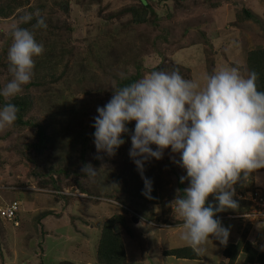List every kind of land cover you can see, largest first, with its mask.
<instances>
[{
    "label": "rangeland",
    "instance_id": "1",
    "mask_svg": "<svg viewBox=\"0 0 264 264\" xmlns=\"http://www.w3.org/2000/svg\"><path fill=\"white\" fill-rule=\"evenodd\" d=\"M53 1H58L59 6H55ZM61 1L65 2V0ZM61 1L30 0L29 5L35 6L41 2L46 6L41 12L43 16H48L54 21L65 20L71 25L73 33L70 36L66 35L65 40L67 42L70 37L72 44L68 43V48L75 47L74 50L71 49L72 61L79 63L82 60H79V57L88 56L86 47L89 46L93 50L94 41L103 45L107 39L112 41L113 37L119 39L124 33L133 32L130 29H126L124 33L117 32V20L123 22L126 18L109 20L110 17H106L122 10V7L132 3V0H67V5ZM148 1L152 4L154 15L157 16V23L150 29L139 28L141 34L147 37V42H142L139 46L143 55L144 69L156 68L164 62L167 71L178 68L185 79H195L205 72L212 73L220 67L229 66L238 68L246 77L247 53L254 46H264V0H233V3L222 1V4L215 8L207 6L202 0L182 1L177 8L171 0ZM244 5L253 12L254 19L239 23L236 21L235 13ZM26 9L25 7L21 11ZM62 13L66 17L54 18L63 16ZM17 21L15 16L8 19L0 18V50L7 43L10 30ZM89 30H95L93 34L95 36H87ZM107 33L110 36H107ZM170 41L173 44H170ZM72 66L73 62H71ZM76 70V67L71 68L67 75L58 82L52 83V92L68 107L89 106L87 115L83 118V124L89 131L97 115V107H103L111 99L103 91H98V87L108 91L114 80L101 74L98 69L91 70L95 74L94 78H91L88 72L80 73ZM143 74H147L145 70ZM56 75L58 76V73ZM103 83H106V86H103ZM35 95L37 98L32 114L40 117L47 131L50 132L56 124L46 116L48 106L39 98H49V96L40 88ZM8 129L9 127L0 131V206L4 203L13 204L15 201L20 203L17 221L20 222L19 228L22 231L18 232L8 222H5V225L0 223L2 238L0 264H61L63 262L97 264L96 244L99 232L104 221L114 214H123L129 220L128 225L132 230L133 238H128L120 227L114 228L115 232L122 236L126 264H227V259L222 255L223 249L245 235L255 248L264 250V226L254 221L255 218L251 216L243 220L235 218L227 222L220 221L223 227L229 229L227 242L222 244L218 239L209 237V240L201 245L204 251L195 250L200 256L197 261L180 260L163 255L165 250L189 246L180 239L182 219L177 214L175 216L172 214L175 212L172 201L177 195H182L183 190L189 186V181L179 183L180 178L186 176V170L180 167V154L175 159L173 155H169L170 148L167 155L163 154L160 160H149L156 172L153 176L161 175L163 181L158 187L157 204L151 212H145L142 217L135 212L140 207L138 200H135L136 191L130 189L134 188L132 180L129 184L131 187L128 186V192H132L130 198L120 196L117 191L111 192L112 188L108 185L93 182L97 178L104 180L108 174L113 176V184L117 185L115 187L117 189L127 183L129 175L125 161H129L126 156H129L131 143L127 144L120 153L118 152V156L105 154V160L96 168L99 169L96 177L86 179L78 176V181L85 189L91 191L93 185L96 188L88 194L89 198L80 195H60L67 197L65 200L51 191L52 184H48L45 178L40 180L37 175L41 171L40 167L38 168L33 162H26L25 156L21 155L23 151L18 154L15 150H11V147L18 145L22 136L29 137L30 129L6 135ZM27 155L34 154L31 151ZM64 155V152L57 151L53 156ZM126 167L133 169L130 165ZM178 171L182 175H179ZM54 181L65 185L61 187L63 192L73 194L78 189L69 178L61 180L59 178ZM39 183H45V186H40ZM67 183L71 184L66 185ZM236 185H241V192H237L233 186L235 194H238L237 197L249 201L254 191L264 192V169L251 173L249 178H243V182ZM17 186H26V188L18 189ZM177 189L180 190L179 193ZM166 190L170 192L171 200ZM108 192L113 196L117 195L114 200H110L106 195H104L106 199L99 198L100 195ZM233 199L237 201L235 197ZM208 203L213 204L214 207L218 206L214 196L208 197L206 206ZM237 205L235 211L242 212L246 208L240 201H237ZM229 210L231 209H225L221 213ZM48 211H52L53 214L42 220V223L46 221L45 226L37 225L35 218ZM148 217L151 221L146 220ZM30 238L35 239L32 246L29 245ZM234 264L246 263L243 257L239 256Z\"/></svg>",
    "mask_w": 264,
    "mask_h": 264
},
{
    "label": "clouds",
    "instance_id": "2",
    "mask_svg": "<svg viewBox=\"0 0 264 264\" xmlns=\"http://www.w3.org/2000/svg\"><path fill=\"white\" fill-rule=\"evenodd\" d=\"M33 16L36 23L32 29L47 27L37 10L21 16L10 30L12 43L7 59L12 79L0 90V96L6 101L19 95L23 86L30 83L33 58L44 51L33 31L20 27L32 21ZM257 79L255 71L245 77L238 68L229 66L205 72L195 79H185L177 69L152 71L113 91L109 102L97 107L93 124L97 153L114 156L125 143L121 136L128 132L127 123L135 121L129 156L141 174L142 195L147 199L153 198L152 181L143 175L144 164L151 159L160 160L168 148L180 154V167L186 170L180 183L188 180L189 186L172 204L183 221L180 239L198 252L204 251L201 245L209 237L226 243L229 229L220 221L239 216L215 219L217 213L236 208L237 201L253 207L251 201L237 197L233 186L242 175L247 178L264 169V92L258 91ZM18 111L11 102L0 107V131L15 123ZM151 145L156 146L155 150ZM98 171L91 164L81 167V173L90 179L96 177ZM77 190L73 194L51 191L58 196L82 197ZM255 193L264 196L263 190L254 191L252 195ZM209 196H214L218 206L211 203L206 206ZM15 203L20 207L19 202Z\"/></svg>",
    "mask_w": 264,
    "mask_h": 264
},
{
    "label": "trees",
    "instance_id": "3",
    "mask_svg": "<svg viewBox=\"0 0 264 264\" xmlns=\"http://www.w3.org/2000/svg\"><path fill=\"white\" fill-rule=\"evenodd\" d=\"M132 1L133 2L129 5L126 4L125 6H123L122 10L106 17H110L109 20H111L112 18L120 19V17L126 18V20H124L123 22L117 20V32L124 33L126 29H130L131 31L133 30V32L131 34H129V32H126L119 39L113 37L111 38L113 39L112 41H107V39L105 40L103 45H100L97 41H94V49L92 50V48H90L89 46L86 47L88 56L79 57V60H82L78 63L72 61V50H74L75 47L71 46V50L67 45L68 43L69 45L70 43L72 44V42L70 41V37L69 39H67V42L65 40L66 35L70 36V34L73 33V28L71 27V25L67 24L65 20L54 21V19L48 16H43L41 12L46 6L41 2H39V4H36L35 6H30V0H0L1 19H8L12 16H15L19 20V18L26 13L34 14L38 10L40 15L44 18L45 23L47 24L46 28L41 27L38 29H32V25L36 23V17L33 16L32 21H30L28 24L20 25V27L29 28L33 31L36 42L43 45L44 51L41 55L33 58L34 68L30 83L24 85L22 92L19 95L10 98V100L6 101L5 98L0 96V107L8 102H11L18 107L19 111L17 113V119L15 123L9 127L5 134L7 135L28 128L30 129V134L28 138L27 136H22L18 141V145L11 147V150H15L18 154L23 151L21 155L25 156L24 159L26 162H33L37 165L38 168L40 167L41 171L37 173V175L40 177V180H43V178H45V181L49 182L48 184H52V187H50L55 190L60 191L61 187L65 185L63 183H57V181L54 180L59 178L60 180L63 178H69L71 179L72 184L78 186L82 197L89 198L88 194L92 193V191L96 188H94L93 185V188L91 189V191H89L80 184V182L78 181V176L86 179L89 178L85 174L81 173V167L84 164H91L94 168L100 167L102 161L105 160V154L102 152L97 153L96 151L93 136V133L95 131L93 127L94 123H92V125L89 127V131L83 124V118L87 115L89 106L85 105L79 107H68L67 105H65V103L61 102L60 98L55 95V93L52 92L51 84L58 82L62 77L67 75L73 67L77 68V72H88L91 78H94L95 76V74L91 70L98 69L101 74H103L104 76H109L111 80H114L112 87H110L108 91L102 89L103 87H98V91H103L110 98H112L113 91L141 79L144 76V70L146 71V73L160 70L167 71V68L165 66L166 64L164 62H162L156 68L144 69L143 55L140 52L139 46L142 42H147V37H145L143 33L141 34L139 28H152L157 23V16L154 15V12L152 11V4L149 3L148 0ZM171 1L174 2L176 8L177 6H180V2H186V0ZM202 1L207 6L215 8L220 6L222 4V1L232 2L233 0ZM53 2L55 6H59L58 1ZM62 3L65 5L68 4L67 0ZM25 7L27 8L26 11L22 12L21 10ZM62 15L63 16L60 15L59 17L55 16L54 18L59 19L61 17H66L64 13H62ZM169 15L171 16V14ZM235 18L237 22L242 23L243 21L246 22L254 19V14L247 6L244 5L243 7L241 6L238 11H236ZM95 32V30H89L86 34L87 36H92ZM107 36L110 35L107 33ZM10 40L11 35L9 36L7 43L0 50V90H2L6 83H8L12 79V76L8 71L9 62L7 59L8 49L11 46ZM170 42V44H173L172 41ZM71 62H73L72 67ZM246 68L248 73L251 71H255L258 74V79L256 81L257 89L258 91L264 92V46H254V48H252V50L247 53ZM107 69L108 71L106 72ZM173 69H177L179 70V72H181V70L178 68H172L167 72H170ZM57 73L58 76L56 75ZM79 81H81V79H79ZM103 86H106V83H103ZM39 88L49 96V98H39L42 103H45V105L48 106L46 116L51 118V121L56 124L54 129L50 132L47 131V127L44 125L43 121L40 120V117L34 116L32 114L35 109V100L37 98L35 92ZM126 127L128 129V132L126 134H122L121 136L125 143L116 150L114 156H118L123 148L127 144L131 143V136L134 133L135 121L128 122ZM150 147L155 150L156 146L151 145ZM168 150L169 148L165 149L163 151V154L167 155ZM31 151L34 155H27ZM57 151L64 152L66 157L65 155L61 157H54V152ZM178 154L179 153H172L171 150L169 152V155H173L174 159L178 156ZM97 156H99L100 158L97 159ZM126 157L129 158V161H125V168L128 171L129 175L127 176L129 177L127 183L119 187V189L115 188V186L112 187L113 176H108V174L106 175V178L104 180H99V178H97L94 179L93 182L95 184L103 183V185H108L112 188L111 192L117 191L120 196H127L128 198H130L132 192H128V186L131 187L129 184L132 180L134 188L130 189L132 191L133 189L136 191L135 200H138L139 207L141 208H138L139 210H135V212L142 216L145 212H151V209H153L154 205L157 204L158 187L159 184L163 181L162 176L157 174L156 177H154L153 175L154 173H156L154 172V167L150 165L149 161L144 164L143 175L152 181L151 196L153 198L147 199L144 195H142L144 186L143 188H141V186L144 185V182H141L143 181L141 179V174L137 170V167L132 158H130V156ZM128 165L133 167V169H128L126 167ZM178 172L179 175H182L180 171ZM250 176L251 174H249L247 178H249ZM243 178L244 177L242 175L237 183H242ZM44 184L45 183L40 184V186H45ZM70 184L67 183L66 185ZM236 184L234 185L236 191L241 192V185L238 186ZM19 185H21V183ZM17 187H19L18 189L26 188V186ZM166 194L168 198L171 197L168 190H166ZM104 195H106V197H109L110 200H114L115 196H117H113L112 193L108 192L100 195L99 198L106 199L104 198ZM62 199L67 200V197H62ZM169 199L171 200V198ZM115 202H117V200ZM240 202L243 206L246 207L242 212L241 210L235 211L236 209H231L224 213H217L214 218L219 219L223 217L225 218L228 215H242L247 213L249 211V208H251V205L249 203L245 204L242 201ZM19 208L20 207L17 208L14 218L11 220L3 219L0 217L1 225H5V222H8L12 224L15 230L21 232L22 229L19 228L20 222L17 221ZM52 214V211L41 213V215L35 218V221H37V225L45 226L44 222L46 221L42 223V220ZM172 214L174 216L176 215L175 212H173ZM148 219H150V217L146 218V220ZM128 224L129 220L123 214H114L104 221L99 232V237L96 244L97 264L127 263L122 236L116 233L114 228L120 227L128 238H133L131 227H129ZM1 234L5 235L4 233ZM1 239L2 238L0 235V240ZM34 243L35 239L30 238L29 245L32 246L34 245ZM0 251H2L1 248ZM163 255L174 257L180 260L200 259L199 254L191 246L165 250L163 251ZM222 255L225 259H227V264H234L239 256L243 257L246 264H264V250L260 251L255 248L252 241L246 239V235L241 237L237 242L226 245L223 249ZM61 264L74 263L63 262Z\"/></svg>",
    "mask_w": 264,
    "mask_h": 264
},
{
    "label": "built area",
    "instance_id": "4",
    "mask_svg": "<svg viewBox=\"0 0 264 264\" xmlns=\"http://www.w3.org/2000/svg\"><path fill=\"white\" fill-rule=\"evenodd\" d=\"M253 203V207L248 211L246 215L239 216H230L227 218L235 219V218H244L253 216L255 218L254 221L257 223H261L264 226V196H259V194L255 193L250 196V200ZM17 211V204L13 203L4 208H0V217L3 219L11 220L15 216V212Z\"/></svg>",
    "mask_w": 264,
    "mask_h": 264
},
{
    "label": "crops",
    "instance_id": "5",
    "mask_svg": "<svg viewBox=\"0 0 264 264\" xmlns=\"http://www.w3.org/2000/svg\"><path fill=\"white\" fill-rule=\"evenodd\" d=\"M6 204H8V203H4L2 206H4V205L6 206ZM194 261H197V260H194Z\"/></svg>",
    "mask_w": 264,
    "mask_h": 264
}]
</instances>
